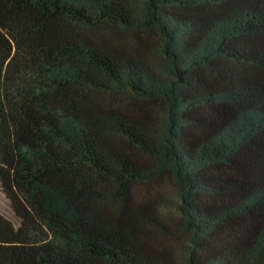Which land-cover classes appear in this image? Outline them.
<instances>
[{
    "label": "trees",
    "instance_id": "obj_1",
    "mask_svg": "<svg viewBox=\"0 0 264 264\" xmlns=\"http://www.w3.org/2000/svg\"><path fill=\"white\" fill-rule=\"evenodd\" d=\"M0 185V264H264V0H0Z\"/></svg>",
    "mask_w": 264,
    "mask_h": 264
},
{
    "label": "rangeland",
    "instance_id": "obj_2",
    "mask_svg": "<svg viewBox=\"0 0 264 264\" xmlns=\"http://www.w3.org/2000/svg\"><path fill=\"white\" fill-rule=\"evenodd\" d=\"M89 34H92L96 36L99 39H109V41L115 45L119 46L121 48H125L128 50H134L137 48V36L132 33H125V32H119L116 31L113 28H100L95 31L89 32ZM142 37L147 41L149 44L153 43L156 39L155 36L152 34H146L144 33ZM153 59L155 62H160L159 57L155 54L154 50L151 48ZM109 99L113 101L116 104L119 105H127L128 103H137V105L141 104L142 102L140 100H134L132 97L126 94H118L109 96ZM142 105V104H141ZM151 105L152 109L159 112L160 108L157 106V104H148ZM150 108V107H149ZM142 160L145 158L142 157ZM133 194L134 197L138 202H155L158 203V208L161 212V214L164 215L166 219H175L176 214L174 213L172 207L165 202L161 201L160 197H167L170 200H174L175 198V185L174 183L169 180L166 176H163L157 180H151L148 182H141V183H135L133 185ZM172 206V205H171ZM171 222V220H169ZM19 224V220L16 217V215L13 213L11 205L5 195L2 192L1 185H0V230L4 231H14ZM172 224V223H170ZM152 240L155 245L160 247H174L178 243H185L184 237H176L173 239H167L163 238L161 236H154Z\"/></svg>",
    "mask_w": 264,
    "mask_h": 264
}]
</instances>
